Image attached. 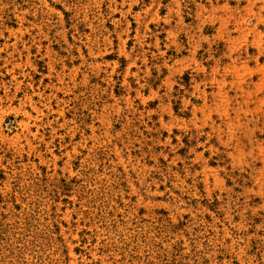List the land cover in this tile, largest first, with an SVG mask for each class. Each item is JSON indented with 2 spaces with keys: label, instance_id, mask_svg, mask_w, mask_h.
<instances>
[{
  "label": "rangeland",
  "instance_id": "1",
  "mask_svg": "<svg viewBox=\"0 0 264 264\" xmlns=\"http://www.w3.org/2000/svg\"><path fill=\"white\" fill-rule=\"evenodd\" d=\"M0 264H264V0H0Z\"/></svg>",
  "mask_w": 264,
  "mask_h": 264
}]
</instances>
